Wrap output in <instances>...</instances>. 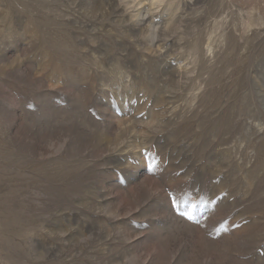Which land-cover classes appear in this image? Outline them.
<instances>
[{
    "label": "rangeland",
    "instance_id": "374dc122",
    "mask_svg": "<svg viewBox=\"0 0 264 264\" xmlns=\"http://www.w3.org/2000/svg\"><path fill=\"white\" fill-rule=\"evenodd\" d=\"M0 264H264V0H0Z\"/></svg>",
    "mask_w": 264,
    "mask_h": 264
}]
</instances>
